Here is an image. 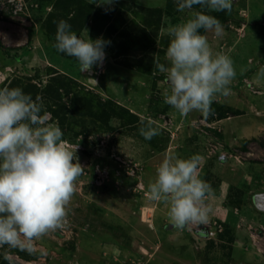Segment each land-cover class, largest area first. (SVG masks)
I'll use <instances>...</instances> for the list:
<instances>
[{"label": "rangeland", "instance_id": "374dc122", "mask_svg": "<svg viewBox=\"0 0 264 264\" xmlns=\"http://www.w3.org/2000/svg\"><path fill=\"white\" fill-rule=\"evenodd\" d=\"M14 1L0 0V45L10 51L7 56L0 50V89L12 79L44 86L53 74H67L78 80L81 94L111 99L139 120L153 121L164 141L157 150L159 143L151 145L140 135L141 124L130 130L112 119V131H106L77 116L71 122L73 132L86 128L90 135L73 137L61 129L66 146L78 145V162L85 168L67 206L65 226L36 240L31 252L0 246V259L8 264H264V78L257 79L264 69V0H232L231 12L196 7L180 12L176 0H115L99 6L100 0H86L96 7L128 4L131 10L122 15L136 22L142 16L134 17L133 11L140 7L160 11L158 37L142 54L153 57L151 75L116 65L106 52L102 67L81 72L77 59L58 52L56 40L42 25L55 0ZM194 11L221 22L219 37L199 31L214 54L232 59L236 71L231 93L214 97L213 114L207 118L195 110L182 116L165 104L163 91L170 86L166 73L155 66H170L168 28ZM77 36L87 38L85 31ZM161 49L165 55L157 53ZM69 98L63 99L66 106ZM42 102V115L57 123ZM168 155L202 158L199 178L212 188L206 223L176 229L168 205L148 198V185Z\"/></svg>", "mask_w": 264, "mask_h": 264}, {"label": "clouds", "instance_id": "9594fccd", "mask_svg": "<svg viewBox=\"0 0 264 264\" xmlns=\"http://www.w3.org/2000/svg\"><path fill=\"white\" fill-rule=\"evenodd\" d=\"M114 2L100 0L97 5ZM176 4L180 12L194 5L209 12L232 9V0H176ZM200 29L223 35V25L215 16L194 11L183 23L168 28L171 39L166 59L170 66L159 62L155 66L166 73L165 82L170 86L163 91L164 103L182 116L195 110L207 118L213 114L214 97L231 93L236 71L228 55L213 53ZM84 31L87 38H79L68 21L59 20L54 47L75 57L81 72H91L93 66L102 67L104 48L110 41L102 37L92 40L88 30ZM262 78L264 69L257 76ZM43 109L39 96L33 100L19 87L0 89V246L29 252L36 240L65 226L67 206L85 169L78 162V145L66 146L58 122L49 123L48 114L41 115ZM141 123L139 132L146 140L159 135L153 121L145 118ZM201 159L199 155L188 159L168 155L148 185V198L168 205V218L176 229L209 219L211 209L206 201L212 188L199 178Z\"/></svg>", "mask_w": 264, "mask_h": 264}, {"label": "trees", "instance_id": "16d2710c", "mask_svg": "<svg viewBox=\"0 0 264 264\" xmlns=\"http://www.w3.org/2000/svg\"><path fill=\"white\" fill-rule=\"evenodd\" d=\"M21 6L23 7V3ZM194 7L202 9L200 5H194ZM130 10L131 6L124 3H118L111 7H96L86 0H55L42 25L49 38L54 40L56 22L59 20L68 21L76 34L82 33L90 23L88 36L92 40L102 37L104 40L110 41L104 48V52L113 59L116 65L131 70H139L145 75H151L153 57L145 58L142 54L153 48L155 38L158 37L162 17L158 9L140 7L138 12L133 11L134 17L142 16V20L136 22L134 19L133 21L127 20L128 18L122 15V12ZM162 40L166 42L168 39L164 38ZM0 50L4 51L7 56V53L10 52L1 45ZM138 51L141 55L136 53ZM157 53L165 55V50L161 49ZM13 58L19 59L16 54ZM41 85L33 84L31 80L25 83L21 79H12L6 87H19L23 89L24 93L31 94L33 100L38 96L41 97L42 101H46L47 109L57 120L60 128L67 129L70 132H73L71 122L77 116L100 124V127L103 126L106 131H112L113 126L110 124L112 119L120 121L122 126H128L130 130L138 129L140 124V127L143 126L142 120H139L137 115L116 104L113 100H103L89 91H86L89 93L81 94V89H78V80L67 74H53L44 86ZM76 89L78 91H75ZM65 97H70L68 106L63 102ZM85 129L73 132L71 136L82 135L87 139L90 133ZM158 136H154L148 142L156 147L159 143L160 146L157 150H162L164 139ZM244 148L243 146L242 149ZM0 264H8V262L0 259Z\"/></svg>", "mask_w": 264, "mask_h": 264}, {"label": "built area", "instance_id": "2783aa9c", "mask_svg": "<svg viewBox=\"0 0 264 264\" xmlns=\"http://www.w3.org/2000/svg\"><path fill=\"white\" fill-rule=\"evenodd\" d=\"M16 1V0H15ZM14 1V4H17V2ZM17 7V6H16ZM18 8V7H17ZM246 155L251 156V153H247Z\"/></svg>", "mask_w": 264, "mask_h": 264}, {"label": "crops", "instance_id": "0c3cea01", "mask_svg": "<svg viewBox=\"0 0 264 264\" xmlns=\"http://www.w3.org/2000/svg\"><path fill=\"white\" fill-rule=\"evenodd\" d=\"M245 164H248V162L246 161ZM261 198H262V197H261ZM263 198H264V196H263Z\"/></svg>", "mask_w": 264, "mask_h": 264}]
</instances>
